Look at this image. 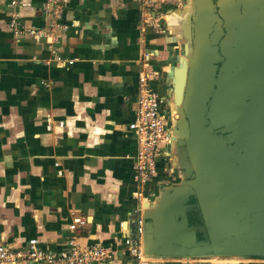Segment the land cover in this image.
Masks as SVG:
<instances>
[{
  "label": "crops",
  "instance_id": "crops-1",
  "mask_svg": "<svg viewBox=\"0 0 264 264\" xmlns=\"http://www.w3.org/2000/svg\"><path fill=\"white\" fill-rule=\"evenodd\" d=\"M209 1L68 0L58 61L46 40L17 38L9 26L16 11L23 26L48 31L51 17L42 0H20L14 9L12 0H0V243L24 249L37 239L42 249L55 253L71 241L102 245L115 251V264H137L125 241L139 216L154 226L147 237L152 245L153 236L173 231L170 208L193 180L186 176L183 149L176 143L162 149L157 175L146 186L148 200L137 212V140L129 124L145 65L171 137L186 139L190 156L204 150L209 135L199 133L185 108H178L172 122L167 119L177 83L174 69L184 62L189 67L191 95L213 77L237 89L246 77L239 66L245 54L236 53L237 45L227 38L219 4L222 13L264 15L256 0ZM252 1L255 8L243 6ZM78 216L86 224L73 231ZM197 220L189 217L192 224ZM149 258L154 264H238L245 257Z\"/></svg>",
  "mask_w": 264,
  "mask_h": 264
},
{
  "label": "water",
  "instance_id": "water-1",
  "mask_svg": "<svg viewBox=\"0 0 264 264\" xmlns=\"http://www.w3.org/2000/svg\"><path fill=\"white\" fill-rule=\"evenodd\" d=\"M256 2L264 5V0ZM246 5L255 8L253 1ZM219 7L227 38L237 45L236 53L245 54L239 66L246 77L236 89L228 80L222 84V77L212 76L191 95L189 67L184 62L174 69L177 83L172 88L170 119L179 117L178 108H185L189 119H195L191 122L198 123L199 133L209 136L196 158L190 156L186 139L173 134L170 145L183 149L186 176L193 180L176 208H170L173 231L153 236L155 245L147 242L154 226L144 219V252L149 257H264V15L232 14L229 9L222 13ZM179 71L184 76H177ZM209 88L212 91L205 95ZM179 90L181 102L174 106ZM192 215L198 219L196 224L189 221Z\"/></svg>",
  "mask_w": 264,
  "mask_h": 264
},
{
  "label": "built area",
  "instance_id": "built-area-1",
  "mask_svg": "<svg viewBox=\"0 0 264 264\" xmlns=\"http://www.w3.org/2000/svg\"><path fill=\"white\" fill-rule=\"evenodd\" d=\"M20 0H12L11 7L14 9ZM68 0H42L43 11L51 17L48 31L36 27H25L21 24L19 15L12 11L10 29L15 37H34L46 40L48 50L58 61L57 45L60 35L68 26L64 23V11ZM163 102L159 93L151 85L150 73L147 67L142 66L138 78V99L134 119L129 124L137 140V151L134 163V183L137 190L133 194L138 201L139 210L145 206L146 186L157 175L158 163L162 149L171 142V135L166 128V117L163 114ZM51 122L50 117H48ZM60 127L64 122L59 123ZM50 123L48 130H52ZM58 167L60 166L57 164ZM63 174L62 171L59 172ZM145 201V202H144ZM86 220L75 217L70 229L75 231L79 226L85 225ZM145 220L141 216L136 219V230L133 235L126 239L125 244L137 264H154L144 252L143 236L145 232ZM115 251L102 245L83 247L71 241L68 248L55 253L46 251L39 246L37 239H31L24 249H14L4 243H0V264H19L21 261L30 263L47 264H115Z\"/></svg>",
  "mask_w": 264,
  "mask_h": 264
},
{
  "label": "flooded vegetation",
  "instance_id": "flooded-vegetation-1",
  "mask_svg": "<svg viewBox=\"0 0 264 264\" xmlns=\"http://www.w3.org/2000/svg\"><path fill=\"white\" fill-rule=\"evenodd\" d=\"M167 113H168L167 114V119L170 120L169 122H172V119H170V117H171V108L168 110ZM171 139H172V137H171ZM238 264H264V257L246 256L244 259H241V261Z\"/></svg>",
  "mask_w": 264,
  "mask_h": 264
},
{
  "label": "bare ground",
  "instance_id": "bare-ground-1",
  "mask_svg": "<svg viewBox=\"0 0 264 264\" xmlns=\"http://www.w3.org/2000/svg\"><path fill=\"white\" fill-rule=\"evenodd\" d=\"M183 73H184V72H183ZM178 92L181 93V90H179ZM178 92H177V93H178ZM176 99H177V105L180 104V102H181V97H176Z\"/></svg>",
  "mask_w": 264,
  "mask_h": 264
},
{
  "label": "rangeland",
  "instance_id": "rangeland-1",
  "mask_svg": "<svg viewBox=\"0 0 264 264\" xmlns=\"http://www.w3.org/2000/svg\"><path fill=\"white\" fill-rule=\"evenodd\" d=\"M177 94H178V95H176L177 97H181V93L180 92H178Z\"/></svg>",
  "mask_w": 264,
  "mask_h": 264
}]
</instances>
